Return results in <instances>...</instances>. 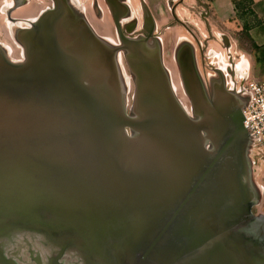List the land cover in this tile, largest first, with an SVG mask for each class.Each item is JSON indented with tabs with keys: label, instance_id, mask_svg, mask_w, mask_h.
<instances>
[{
	"label": "water",
	"instance_id": "obj_1",
	"mask_svg": "<svg viewBox=\"0 0 264 264\" xmlns=\"http://www.w3.org/2000/svg\"><path fill=\"white\" fill-rule=\"evenodd\" d=\"M53 2L21 60L0 45V264H264L250 93L206 85L185 42L188 110L161 39L112 44Z\"/></svg>",
	"mask_w": 264,
	"mask_h": 264
},
{
	"label": "rangeland",
	"instance_id": "obj_2",
	"mask_svg": "<svg viewBox=\"0 0 264 264\" xmlns=\"http://www.w3.org/2000/svg\"><path fill=\"white\" fill-rule=\"evenodd\" d=\"M16 1L0 0V41H9L10 26H15L12 25L14 20L9 18V11L12 10L11 7L15 5ZM19 1H22L21 7L14 16L19 17L20 24L28 23L26 19L31 15L25 14V10L36 11L34 14L39 13L38 15H40L45 9L52 8L54 4L53 0ZM76 1L79 8L83 11L85 9H83L79 1L88 8L92 3V0ZM206 1L210 3L212 12L207 26L199 18V12L202 11V8L197 5L195 0H186L184 7L180 8L181 18L193 29L196 39L201 43L200 46L194 36L186 29L180 25L171 24L172 27L169 29H164L161 26L160 33L164 39V52H167L174 60L177 46L189 42L195 48L198 69L206 82L220 79L218 69L224 65L226 67L227 64H229V69L223 72V75L229 83V87L239 90L245 88L251 81L264 82V66L261 67L257 61V56H259L257 47L264 48V0H261L262 4L253 6L256 14L247 16L240 13L234 14L231 0ZM255 1L258 3L259 0ZM89 17L91 18V15ZM167 18L170 19V15L162 12L161 17H158L160 24L162 25ZM246 25L249 26L248 31L246 30ZM15 42L17 43V41ZM20 50L22 51V48ZM244 57L248 62H240ZM237 62H240L241 68L245 69L244 73L240 74L234 68ZM250 157L252 160V179L255 185L261 188L262 195L261 203L253 208V212L256 213L261 211L264 203V155L255 146Z\"/></svg>",
	"mask_w": 264,
	"mask_h": 264
},
{
	"label": "flooded vegetation",
	"instance_id": "obj_3",
	"mask_svg": "<svg viewBox=\"0 0 264 264\" xmlns=\"http://www.w3.org/2000/svg\"><path fill=\"white\" fill-rule=\"evenodd\" d=\"M195 1L197 2V5L202 8V11L199 12V18L203 23H206L207 26L212 14L210 3L206 0ZM21 3L22 1L17 0L15 5L11 7L12 10L9 11V18L14 20L12 25L15 26H10L8 33L9 41H0V45L6 49V46L10 45L13 49L20 50V45L13 41L15 39L14 33L17 30L28 27L30 23L29 20H32L28 18L26 19L28 23L24 22L25 24H20L19 17L14 16V14L20 9ZM79 3L83 9H85V15L96 32L99 27L103 30L105 27H108V38L100 35L108 41H116L118 43L122 35L124 37L135 39L155 37L164 42L160 30L162 27H164V29L171 28V24L182 26L194 36V39H196L193 29L180 16V8L184 7L186 0H92L89 8L84 6L80 1ZM162 12L168 13L170 19L167 18L164 23L161 22V25L158 17H161ZM90 15L91 18L89 17ZM196 42L200 46L201 43L197 39ZM185 44L189 45V43ZM7 52L9 51L7 50ZM17 52L18 56L16 57V61H19L22 58V51ZM208 82L210 83L212 80ZM208 82L205 84H209ZM254 214L264 222V203L262 204L261 211Z\"/></svg>",
	"mask_w": 264,
	"mask_h": 264
},
{
	"label": "built area",
	"instance_id": "obj_4",
	"mask_svg": "<svg viewBox=\"0 0 264 264\" xmlns=\"http://www.w3.org/2000/svg\"><path fill=\"white\" fill-rule=\"evenodd\" d=\"M250 93V102L244 109L245 126L255 145L264 155V82L251 81L244 88Z\"/></svg>",
	"mask_w": 264,
	"mask_h": 264
},
{
	"label": "bare ground",
	"instance_id": "obj_5",
	"mask_svg": "<svg viewBox=\"0 0 264 264\" xmlns=\"http://www.w3.org/2000/svg\"><path fill=\"white\" fill-rule=\"evenodd\" d=\"M73 1V3L76 5V7L77 8H79V6H77V1L76 0H72ZM80 9V8H79ZM46 10V9H45ZM81 10V9H80ZM81 11H83V10H81ZM36 11H29V10H25V14L27 13V14H31L30 15V17H29V19H32V20H30V22H32V21H34L35 20V18L38 16V14L39 13H36V14H34ZM40 12V11H39ZM84 12V11H83ZM42 13V12H41ZM85 13V12H84ZM24 14V13H23ZM34 14V15H33ZM92 25V24H91ZM105 30V31H104ZM102 29L101 27H99V28H97V33L99 34V35H101V36H104L105 38H108V27H105V29ZM110 43H114V41L112 42V41H109ZM116 42V41H115ZM117 43V42H116ZM119 43V42H118ZM7 47V49H6V51L8 50L9 52H7V54H8V56L11 58V59H13V60H16V57L18 56L17 55V51H20L21 52V50H17V49H13V47L12 46H10V45H7L6 46ZM21 47V46H20ZM21 49V48H20ZM164 51H165V49H164ZM167 51V50H166ZM167 52H164V60H165V64L167 65V67H168V69H169V71H170V74H171V77H172V80H173V85H174V87H175V90H176V93H177V95H178V97L180 98V100L182 101V104L185 106V108L186 109H188V110H190V108H189V105H188V102H187V99H186V97H185V95H184V93H183V90H182V87H181V83H180V80H179V77H178V74H177V69H176V66H175V62H174V60H173V58L167 53ZM120 59V58H119ZM246 61V60H245ZM247 62V61H246ZM122 63V62H121ZM225 66V65H224ZM224 66H221V68H219V70L220 71H223V72H225L226 70H228L229 69V64H227V66L226 67H224ZM234 68H236V70L238 71V73H243L242 71H241V69H239V67H237V66H234ZM245 78V77H244ZM132 90H133V88H132ZM132 90H130L129 91V97L131 96V94H132Z\"/></svg>",
	"mask_w": 264,
	"mask_h": 264
},
{
	"label": "trees",
	"instance_id": "obj_6",
	"mask_svg": "<svg viewBox=\"0 0 264 264\" xmlns=\"http://www.w3.org/2000/svg\"><path fill=\"white\" fill-rule=\"evenodd\" d=\"M233 4V13H240L241 15H249V14H256L254 11L253 6L262 4V1H255V0H232ZM246 30L248 31L249 26L246 25ZM255 44V43H254ZM257 51L259 52V56H257V61L260 63L261 67L264 66V48L257 47Z\"/></svg>",
	"mask_w": 264,
	"mask_h": 264
},
{
	"label": "crops",
	"instance_id": "obj_7",
	"mask_svg": "<svg viewBox=\"0 0 264 264\" xmlns=\"http://www.w3.org/2000/svg\"><path fill=\"white\" fill-rule=\"evenodd\" d=\"M231 1H232V0H231ZM259 1H261V0H259ZM232 6H233V4H232ZM232 12H233V8H232ZM247 60H248V59H247ZM242 61H245V57L242 58L240 62H242ZM240 62H237L236 66L239 67V69H241V71L244 73V72H245V69L241 68L242 66L240 65ZM247 62H248V61H247Z\"/></svg>",
	"mask_w": 264,
	"mask_h": 264
}]
</instances>
